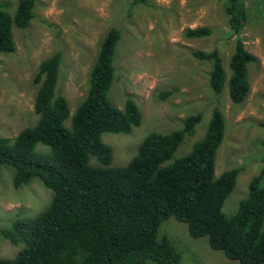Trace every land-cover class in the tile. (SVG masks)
I'll list each match as a JSON object with an SVG mask.
<instances>
[{"label":"trees","instance_id":"1","mask_svg":"<svg viewBox=\"0 0 264 264\" xmlns=\"http://www.w3.org/2000/svg\"><path fill=\"white\" fill-rule=\"evenodd\" d=\"M150 1L133 0L132 6ZM36 4L37 0H19L12 17L9 5L0 2V54L16 52L13 27L27 29ZM225 10L232 31L240 34L247 20L242 0H226ZM211 35L208 27L185 32L188 39ZM120 40L119 29L108 31L89 76L87 96L74 114L68 100L57 93L62 54L44 60L35 78L37 124L14 139L0 137V167L15 169L14 188L37 178L54 193L40 215L17 218L2 232L13 245L24 247L14 259H0V264H181L182 256L171 241L159 238L160 227L171 218L185 223L192 238H208L211 249L222 251L229 260L264 264V170L251 181L235 214L226 216L224 206L241 170L216 175L218 151L226 136L219 109L212 111L205 138L173 163L168 164L186 136L194 134L201 114L187 117L183 128L171 134L151 133L126 166L112 167L113 149L103 136L130 134L143 121L131 98L123 109L108 98L116 80ZM192 56L213 62L209 84L216 94L227 86L232 103L248 99V67L257 58L241 38L230 60L229 77L218 50L195 51ZM94 158L98 165L92 163Z\"/></svg>","mask_w":264,"mask_h":264},{"label":"rangeland","instance_id":"2","mask_svg":"<svg viewBox=\"0 0 264 264\" xmlns=\"http://www.w3.org/2000/svg\"><path fill=\"white\" fill-rule=\"evenodd\" d=\"M13 17L19 0H0ZM133 0H37L35 18L25 29L13 27L16 52L0 54V137L14 139L34 127L41 63L62 54L58 95L72 114L85 100L89 76L109 30L121 31L115 55L116 80L108 98L123 109L131 98L143 121L130 134H106L103 142L113 149L112 167L126 166L142 142L153 132L171 134L184 120L201 114L192 135H187L173 163L187 155L208 132L212 111L219 109L226 136L216 160V175L240 169L237 185L224 206L231 217L249 194L251 181L264 170V0H242L247 20L236 35L225 10L226 0H151L132 6ZM208 27L212 35L188 39L187 29ZM241 38L257 62L248 67L251 92L242 104L230 100L228 87L216 94L210 87L213 62L196 60L195 51L218 50L230 76L229 64ZM70 118L66 125L71 127ZM43 148L42 145L38 146ZM98 165L97 158L92 159ZM15 169L0 167V259H14L24 245L15 246L3 236L17 218H34L45 211L54 193L40 179L14 188ZM159 238H167L181 254V264H242L211 249L208 238L194 239L188 226L175 218L164 222ZM155 264L148 262L147 264Z\"/></svg>","mask_w":264,"mask_h":264}]
</instances>
